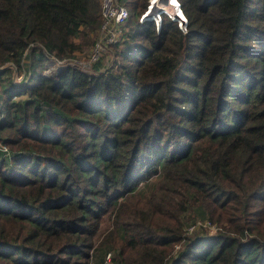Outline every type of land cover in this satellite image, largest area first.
<instances>
[{
  "label": "trees",
  "instance_id": "obj_1",
  "mask_svg": "<svg viewBox=\"0 0 264 264\" xmlns=\"http://www.w3.org/2000/svg\"><path fill=\"white\" fill-rule=\"evenodd\" d=\"M150 1L88 75L101 0H0V264H264V0Z\"/></svg>",
  "mask_w": 264,
  "mask_h": 264
},
{
  "label": "built area",
  "instance_id": "obj_2",
  "mask_svg": "<svg viewBox=\"0 0 264 264\" xmlns=\"http://www.w3.org/2000/svg\"><path fill=\"white\" fill-rule=\"evenodd\" d=\"M173 1L175 2L176 6H179L176 0H173ZM152 2H154V0H152ZM152 2L150 1V4ZM100 11H101L102 22H101V26L98 32L97 41L88 53V60L86 63L88 67L85 68L84 67L85 64L80 65V62L78 61L74 62L77 64H74L72 61L63 63V64L59 63L57 67L59 68L71 67L74 69H78L84 72L85 74L92 75L94 73L92 71V66L101 60L103 53L106 50V47L110 44H114L117 41H119V39L123 35L124 26L129 18L127 9L121 4H119L118 0H101ZM179 11L180 13H182L180 9ZM147 13H148V10L141 16L140 22L152 19L155 21L156 26H159L160 21H161L160 19L161 14H158V18H155V17L150 18V17H147ZM164 14H167V13H164ZM170 18L172 17L170 16ZM179 26H180V23H179ZM0 152H2L4 156H7L8 148L0 144ZM107 260L109 261V257Z\"/></svg>",
  "mask_w": 264,
  "mask_h": 264
},
{
  "label": "water",
  "instance_id": "obj_3",
  "mask_svg": "<svg viewBox=\"0 0 264 264\" xmlns=\"http://www.w3.org/2000/svg\"><path fill=\"white\" fill-rule=\"evenodd\" d=\"M170 1H173V0H158L156 1V5H154V3L152 2V4L150 5L148 9L147 17L158 18V14L165 13L163 8L167 6L170 3ZM153 6H156V9L153 10ZM176 8L178 12L180 13L179 11L180 7L176 6ZM172 19L178 21L180 23V27H184L186 25V20L182 13H180V15H177V16H172Z\"/></svg>",
  "mask_w": 264,
  "mask_h": 264
},
{
  "label": "rangeland",
  "instance_id": "obj_4",
  "mask_svg": "<svg viewBox=\"0 0 264 264\" xmlns=\"http://www.w3.org/2000/svg\"><path fill=\"white\" fill-rule=\"evenodd\" d=\"M154 1H158V0H154ZM151 2H152V0H151ZM152 4V3H151ZM150 4V5H151ZM150 5H149V7H150ZM153 10H154V8H153ZM165 13H167L166 15H168L169 13L168 12H165ZM169 17L171 16V14H169L168 15ZM172 17V16H171ZM152 20V19H151ZM157 20V19H156ZM87 60H88V54L86 55V56H84V57H82L80 60H78V62H80V65H82V64H85L84 65V67L85 68H87L88 67V65H86V63H87ZM72 62L74 63L75 61L74 60H72ZM74 64H77V63H74ZM56 67H54L53 69H55ZM52 69V70H53ZM16 78V81H20V77H15ZM0 98H1V95H0ZM98 263V258L96 257L95 259H94V264H97Z\"/></svg>",
  "mask_w": 264,
  "mask_h": 264
},
{
  "label": "bare ground",
  "instance_id": "obj_5",
  "mask_svg": "<svg viewBox=\"0 0 264 264\" xmlns=\"http://www.w3.org/2000/svg\"><path fill=\"white\" fill-rule=\"evenodd\" d=\"M153 3H154V5H156V1H154ZM153 8L156 9V6H153ZM163 9L166 12L172 11V13H171L172 16L179 15V13L177 11H175L177 8H176L174 1H170V3L167 6H165Z\"/></svg>",
  "mask_w": 264,
  "mask_h": 264
}]
</instances>
